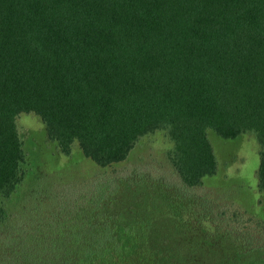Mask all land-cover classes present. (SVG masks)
Listing matches in <instances>:
<instances>
[{
  "label": "trees",
  "instance_id": "1",
  "mask_svg": "<svg viewBox=\"0 0 264 264\" xmlns=\"http://www.w3.org/2000/svg\"><path fill=\"white\" fill-rule=\"evenodd\" d=\"M31 112L109 167L93 199L12 204ZM210 130L255 133L264 194V0H0V264H264V216L195 193L220 168ZM160 131L172 175L121 167Z\"/></svg>",
  "mask_w": 264,
  "mask_h": 264
},
{
  "label": "rangeland",
  "instance_id": "2",
  "mask_svg": "<svg viewBox=\"0 0 264 264\" xmlns=\"http://www.w3.org/2000/svg\"><path fill=\"white\" fill-rule=\"evenodd\" d=\"M17 124L25 143L27 175L13 199V205L26 204L39 212L53 210L59 205H72L74 199L79 202L82 198L86 201L93 199L99 186V176L105 174L109 167H102L87 157L78 141L74 143L71 154L63 153L59 143L49 137L45 122L36 113L20 114ZM209 137L219 157L220 168L218 174L207 179L195 193L207 194L208 202H221L241 209L248 216L263 217L264 194L258 183L261 144L255 133L225 139L210 130ZM172 145L163 131L145 136L121 167L138 166L144 167L147 174L152 175L154 170L156 174L172 175L166 157ZM121 188L120 183L115 192L119 201L125 202L126 189ZM202 204L205 201L202 200ZM202 204L199 202L194 206L195 211L202 210Z\"/></svg>",
  "mask_w": 264,
  "mask_h": 264
}]
</instances>
